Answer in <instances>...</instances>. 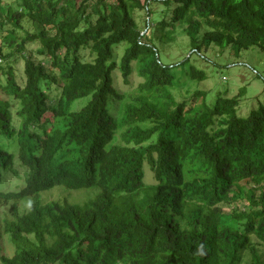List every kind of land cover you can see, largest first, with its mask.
Listing matches in <instances>:
<instances>
[{"label":"trees","instance_id":"trees-1","mask_svg":"<svg viewBox=\"0 0 264 264\" xmlns=\"http://www.w3.org/2000/svg\"><path fill=\"white\" fill-rule=\"evenodd\" d=\"M211 44L264 53V0H0V189L21 184L0 190L1 264H264V106L172 93L207 79L190 60Z\"/></svg>","mask_w":264,"mask_h":264},{"label":"rangeland","instance_id":"rangeland-1","mask_svg":"<svg viewBox=\"0 0 264 264\" xmlns=\"http://www.w3.org/2000/svg\"><path fill=\"white\" fill-rule=\"evenodd\" d=\"M176 3H173L174 8ZM153 10L152 18L159 19L162 17H167L169 12V7L165 5H151ZM139 22L144 26L145 21L147 20V15L144 11H138L137 13ZM144 21V22H143ZM148 30L145 29V33ZM188 38L182 36L179 39L178 43L171 46L166 50L167 55L171 60L179 59L183 61L184 57L190 54ZM188 47V48H187ZM35 49L36 46H31ZM124 48L118 47L116 49V62H119ZM85 61H93V57L89 50L83 51L81 53ZM38 57V56H37ZM0 59V64L2 63ZM190 63L197 67L198 69L204 71L207 75V79L198 84L189 83L188 79H183L182 84L179 89H173L172 93L177 100H182L188 96L189 92L187 88L191 90H203L208 94V103L213 105L218 95L223 97H234L240 91H243V96L241 98L240 105L237 108L238 116L246 118L251 111L258 109L261 105L264 106V53L257 47L249 48L248 50L237 51L232 46L227 48H221L214 44H211L208 47H202L201 54L195 53L191 57ZM25 62L21 59L16 63V68L18 71V78L23 75ZM115 86L122 93H128L135 91L142 79L135 73L131 78V84L127 85L124 83V80L117 70L115 71ZM50 92V91H49ZM50 95L55 96L56 93L52 90ZM89 98H83L73 103L72 107L74 110H80L87 104ZM14 110V108H13ZM115 144H121L122 139L120 134L117 136ZM12 147L13 144H10ZM145 171L149 174V180L151 177V172H149L148 167H145ZM20 182L16 179L9 177L6 179L5 186L0 190L5 191H15L20 187ZM241 189H245L244 184H240ZM68 192H64L61 189H55L51 192H48L45 195L47 201L50 200H63L65 196H70ZM91 196L90 192H78L71 195V199L75 197L77 201H84L86 198ZM30 201L32 199H29ZM20 211L24 212L26 208L24 203H19ZM11 205L9 204L5 209H0V213L6 211H11ZM9 239L6 236L0 238V256L7 255L12 257L15 253V247L8 242ZM1 264V263H0Z\"/></svg>","mask_w":264,"mask_h":264}]
</instances>
